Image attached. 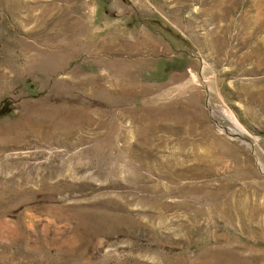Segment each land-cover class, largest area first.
<instances>
[{
    "label": "rangeland",
    "instance_id": "rangeland-1",
    "mask_svg": "<svg viewBox=\"0 0 264 264\" xmlns=\"http://www.w3.org/2000/svg\"><path fill=\"white\" fill-rule=\"evenodd\" d=\"M0 264H264V0H0Z\"/></svg>",
    "mask_w": 264,
    "mask_h": 264
},
{
    "label": "bare ground",
    "instance_id": "bare-ground-1",
    "mask_svg": "<svg viewBox=\"0 0 264 264\" xmlns=\"http://www.w3.org/2000/svg\"><path fill=\"white\" fill-rule=\"evenodd\" d=\"M237 210V209H236ZM248 214H250V212L246 210V212L242 213L240 210L237 213V215L239 216V218L243 217V216H247ZM232 216H236L233 212H232Z\"/></svg>",
    "mask_w": 264,
    "mask_h": 264
}]
</instances>
